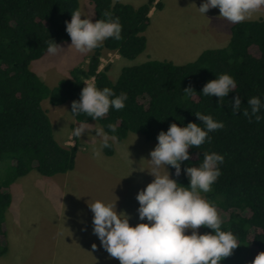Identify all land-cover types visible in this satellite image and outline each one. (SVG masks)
<instances>
[{"label":"trees","instance_id":"1","mask_svg":"<svg viewBox=\"0 0 264 264\" xmlns=\"http://www.w3.org/2000/svg\"><path fill=\"white\" fill-rule=\"evenodd\" d=\"M90 1L96 19L105 9L120 18L121 39L105 40L85 63L72 67L68 77L50 87L30 63L47 53L46 41L51 38L59 44L70 41L65 21L71 19L72 10L80 9V0H0V256L9 249L6 212L12 183L33 170L52 176L76 163L78 141L67 145L55 138L42 101L56 105L69 101L70 109L71 101L79 99L83 80L92 79L98 87L128 94L123 109L110 107L97 119L105 131L108 123L117 126L115 141L102 149L106 155H112L115 143L129 132L157 140L158 132L173 122L200 123L196 111L224 122L223 128L209 133L211 141L189 147L190 156L182 162L179 176H174V167L169 168L178 182L187 185L183 169L198 164L203 151L225 155L221 175L203 195L216 203L224 218L222 228H230L237 238V247L220 264H249L264 251V117L249 122L242 111L233 114L230 101L239 95L242 110L248 107V97L264 96V15L233 23L225 46L205 48L191 61L148 58L123 66L113 80L109 64L100 68L104 51L129 59L139 55L147 46L144 32L151 22L150 10L162 8L163 2L146 0L136 6L119 0ZM223 72L233 75L236 87L218 104V96H204L201 90ZM187 86L193 87L191 95L183 91ZM74 118L93 121L83 114ZM206 231L213 230L203 226L202 232Z\"/></svg>","mask_w":264,"mask_h":264},{"label":"clouds","instance_id":"2","mask_svg":"<svg viewBox=\"0 0 264 264\" xmlns=\"http://www.w3.org/2000/svg\"><path fill=\"white\" fill-rule=\"evenodd\" d=\"M196 7L205 16L208 9L218 7V15L235 24L264 8V0H202ZM92 14L79 8L72 10L71 19L65 21V31L71 41L67 48L87 53L101 47L109 38L121 39L120 18L110 9L103 10L96 20L91 18ZM62 48L52 38L46 41V51L50 55H56ZM83 82L79 99L71 101L69 111L73 116L83 114L97 121L110 107L114 110L125 107L128 98L126 91L117 93L110 86L98 87L89 80ZM235 87L233 75L223 72L208 80L201 94L218 96L219 104ZM192 90L191 86L183 88L188 95ZM241 103L239 95L232 98L230 107L233 114L242 111L249 122L253 118L259 122L264 117L261 111L264 110V96L248 97V107L242 110ZM195 115L200 123L173 122L166 131L158 132L157 143L147 159L149 167L143 168L154 179L136 194L139 222L130 223V214L124 210L117 211L115 202L102 198L87 202L93 214V233L109 256L118 259L120 264H220L222 258L229 256L237 247L234 232L230 228H222L224 218L218 213L216 203L203 195L211 190L221 175L220 166L225 155L205 150L198 164L184 167L187 185L174 178L179 176L182 162L190 156L189 147L200 148L206 141H211L210 132L224 127V122L211 114L196 111ZM106 128L108 131L93 127L89 120H81L76 123L71 135L80 138L87 130L92 141L90 148L95 156L103 148L110 147V141L116 139V124L108 123ZM96 138H99L98 142ZM168 165L174 167V176L169 174ZM202 225L213 231L199 232L198 226ZM96 247L93 242L92 248ZM249 264H264V251L258 252Z\"/></svg>","mask_w":264,"mask_h":264},{"label":"rangeland","instance_id":"3","mask_svg":"<svg viewBox=\"0 0 264 264\" xmlns=\"http://www.w3.org/2000/svg\"><path fill=\"white\" fill-rule=\"evenodd\" d=\"M120 1L139 5L145 0ZM162 2L163 9L154 13L144 32L148 39L145 50L133 59L115 51H104L100 68L109 64L111 79L117 78L123 66L151 57L168 59L171 55L182 54L183 58L179 59L192 60L191 46L222 47L227 44L232 22L218 15V7L208 9L205 16L196 7L202 0ZM80 9L90 15L93 13L91 18L96 20L90 0H80ZM263 15L264 8H261L249 18ZM221 30L222 35L218 37ZM203 32L208 34L202 39L199 34ZM70 42L61 43L63 48L56 55L45 53L30 63L31 69L50 87L68 77L72 67L85 63L93 51L79 53L67 48ZM186 46H190L189 49ZM42 105L50 116L55 138L60 143L73 144L76 137L71 132L79 121L69 111V101L56 105L44 99ZM89 123L102 128L98 121ZM92 134H95L94 129ZM76 139L79 145L73 169L52 176L33 170L12 183V201L6 212L10 251L0 256V264H120L118 259L109 256L93 233V214L87 202L97 198L115 202L117 211L130 214V223L139 222L136 194L154 179L143 168L149 167V152L157 140L129 132L115 143L112 155L101 150L94 156L87 130ZM96 140L98 142L99 138ZM167 168L172 176L169 165ZM198 230L201 232L199 226ZM93 242L97 245L95 249Z\"/></svg>","mask_w":264,"mask_h":264},{"label":"crops","instance_id":"4","mask_svg":"<svg viewBox=\"0 0 264 264\" xmlns=\"http://www.w3.org/2000/svg\"><path fill=\"white\" fill-rule=\"evenodd\" d=\"M120 1V0H119ZM146 1V0H145ZM144 1V2H145ZM137 6V5H136ZM161 9H163V6H162V8H160V9H157V8H155V7H152L151 8V10H150V18H152V16L154 15V13L157 11V10H161ZM246 19H250L249 17L248 18H246ZM252 19H254V18H252ZM233 23H230V27H231V25H232ZM207 29V28H206ZM206 31V30H205ZM208 33L207 32H203L202 34H199L200 36H201V38L203 39V38H205V36L207 35ZM222 35V30H221V32L219 33V34H217V36L218 37H220ZM229 38H230V36H229ZM201 39V40H202ZM228 41H229V39H228ZM228 43V42H227ZM147 45H148V39H147ZM205 46V45H204ZM147 47V46H146ZM188 49H189V47L190 46H186ZM213 47V46H212ZM215 47H217V46H215ZM205 48H209V47H203V45H201V47H198L197 48V44H196V48L194 47V46H191V56H194V57H192L191 59L193 60V59H195L199 54H200V52L202 51V50H204ZM158 54V53H157ZM160 56V55H159ZM172 57H168V59L167 60H173V62H174V60L176 59V60H184V59H179V58H183V55L182 54H179V55H171ZM151 58H153V57H151ZM157 59H166V58H164V57H159V58H157ZM175 60V62L174 63H185V62H187V60H189V61H191L190 59H187V60H184V61H176ZM76 141H78L76 138L74 139V142H73V144L76 142ZM72 142V141H71ZM70 142V143H71ZM69 145H72V144H69ZM6 217H7V214H6ZM6 223H7V218H6ZM7 229H8V227H7ZM199 229H200V231L202 232V228H201V226H199ZM14 232V231H13ZM11 234V233H10ZM11 237V236H10ZM9 244H10V241H9ZM10 251V245H9V249H8V251H7V253ZM2 260V259H1ZM0 260V261H1Z\"/></svg>","mask_w":264,"mask_h":264}]
</instances>
